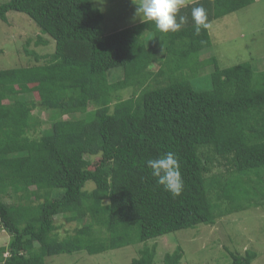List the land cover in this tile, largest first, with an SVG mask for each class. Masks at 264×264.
I'll return each instance as SVG.
<instances>
[{
  "label": "trees",
  "instance_id": "16d2710c",
  "mask_svg": "<svg viewBox=\"0 0 264 264\" xmlns=\"http://www.w3.org/2000/svg\"><path fill=\"white\" fill-rule=\"evenodd\" d=\"M256 1L183 5L186 23L167 34L141 22L106 34L94 0L0 5V20L26 14L55 41L43 56L27 42L36 63L0 69V230L10 236L0 264L138 245L129 264H181V245L158 258L150 243L264 205V72L203 57L209 27L197 35L191 15L203 7L209 25ZM198 72L209 73L207 88ZM169 152L184 182L178 197L146 164ZM58 216L77 227L62 237ZM231 255L230 264L257 257Z\"/></svg>",
  "mask_w": 264,
  "mask_h": 264
},
{
  "label": "rangeland",
  "instance_id": "374dc122",
  "mask_svg": "<svg viewBox=\"0 0 264 264\" xmlns=\"http://www.w3.org/2000/svg\"><path fill=\"white\" fill-rule=\"evenodd\" d=\"M9 0H0V5ZM105 15L104 32L110 34L140 23L134 17L136 5L132 0H94ZM197 0H184V6ZM7 22L0 20V69L21 68L31 62L25 54V45L30 42L31 49L41 56L55 51V41L44 35L38 25L26 14L9 12ZM212 46L203 57H217L221 68H228L252 62L257 73L264 72V0L209 23ZM49 39V45L37 46L38 36ZM44 38V39H46ZM29 48V49H30ZM204 53V54H205ZM203 55V53H202ZM202 79V88H207V72H198ZM125 97H129L126 94ZM39 114V113H38ZM42 119L46 113L39 114ZM97 162V160H96ZM64 229L59 234L65 236V230H73L75 223H67L56 217ZM10 236L0 230V247L9 242ZM156 245L157 256L161 258L181 245L185 257L181 264H230L231 253L245 256L251 251L257 254L253 264H264V205L252 207L220 218L214 225H201L195 229L173 232L150 243ZM142 246H129L110 250L103 254L89 256L84 252L62 254L47 260L48 264H129L138 257Z\"/></svg>",
  "mask_w": 264,
  "mask_h": 264
},
{
  "label": "clouds",
  "instance_id": "9594fccd",
  "mask_svg": "<svg viewBox=\"0 0 264 264\" xmlns=\"http://www.w3.org/2000/svg\"><path fill=\"white\" fill-rule=\"evenodd\" d=\"M136 5L135 18L141 23L152 24L161 33L176 32L186 23V17L179 15L184 0H132ZM195 23V33L200 34L201 28H207V15L203 7H195L191 12ZM147 167L151 170L159 185L173 196L182 194L184 182L180 170V163L173 153L169 152L159 158H152L146 161ZM8 256V255H6Z\"/></svg>",
  "mask_w": 264,
  "mask_h": 264
}]
</instances>
